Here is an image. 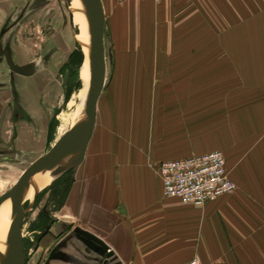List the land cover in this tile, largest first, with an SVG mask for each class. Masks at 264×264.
Returning a JSON list of instances; mask_svg holds the SVG:
<instances>
[{"label": "crops", "instance_id": "0c3cea01", "mask_svg": "<svg viewBox=\"0 0 264 264\" xmlns=\"http://www.w3.org/2000/svg\"><path fill=\"white\" fill-rule=\"evenodd\" d=\"M102 3L109 80L64 200L46 228L32 229L40 239L31 237L30 264H99L76 226L104 239L121 264L193 256L264 264V0ZM6 47L30 74L9 66ZM75 48L60 0H0V151L18 116L16 97L27 114L46 116L53 79ZM21 119L15 139L35 143ZM214 149L226 156L233 191L202 204L164 194L160 161Z\"/></svg>", "mask_w": 264, "mask_h": 264}, {"label": "water", "instance_id": "95a60500", "mask_svg": "<svg viewBox=\"0 0 264 264\" xmlns=\"http://www.w3.org/2000/svg\"><path fill=\"white\" fill-rule=\"evenodd\" d=\"M72 0H65L70 12V22L79 44L83 47V42L77 37V28L74 22V11L71 8ZM85 9L83 10L89 26V57L91 61V80L84 100L83 119L73 123L70 128L60 136L51 147L28 169L21 179L7 192L0 196V205L10 199L14 209V230L17 238L19 254L15 264H26V254L23 241L22 224L24 220L25 208H23V195L35 185L34 177L39 172H49L59 175L70 169L77 167L85 158L88 143L93 134L99 95L105 85L106 79V46H105V11L102 0H83ZM83 49V48H82ZM84 59H85V51ZM5 58L9 66L20 73L30 74L32 70L16 63L12 57L9 47L4 49ZM80 134L77 140L72 137ZM37 196V195H36ZM35 199V198H34ZM47 208L44 207V210ZM54 209V208H52ZM74 232L79 235L86 245L102 256L99 264H121L116 259L114 252L109 249V245L104 239L92 231L76 226ZM0 264H12L11 260L0 249Z\"/></svg>", "mask_w": 264, "mask_h": 264}, {"label": "rangeland", "instance_id": "374dc122", "mask_svg": "<svg viewBox=\"0 0 264 264\" xmlns=\"http://www.w3.org/2000/svg\"><path fill=\"white\" fill-rule=\"evenodd\" d=\"M60 5L64 15L68 18V25L71 27V37L76 47L75 49H77V55H75L76 57L73 62L61 63L60 71L53 79V83L57 87L55 104L52 109L47 111L46 116L41 115L42 120L27 114L25 110L23 111L22 103H20V99L16 97L15 110L13 109V111L14 114L17 111L18 116L17 114L14 116L15 122H12L14 126L10 123L11 126L9 128L11 130L8 138L9 140L6 142V146L4 144L3 151H0L1 192L8 190L16 182L24 168L39 154L46 152L51 145L70 128L74 122L73 112L79 102L78 96L81 93H85L86 90V88L81 87L82 83L80 80V69L82 67V61L84 60L82 52L83 47L79 44L74 30L72 26H70V12L66 6L65 0H60ZM107 37V33L105 32L106 58L109 57ZM50 80L51 78H48V82H50ZM108 80L109 77L108 74H106L105 84L108 83ZM44 82H47V80L44 79ZM80 110L81 109L78 108L79 112ZM19 119H21L22 124H24L22 126L23 131L25 126H27V128H29L28 131L31 132L30 134L34 135L33 133H35L37 135V141L35 143L27 141L29 136H24V138L20 140L15 139L17 132H19L21 128L19 122H17ZM42 121L43 124H41ZM70 175L71 172L67 171L46 184L35 197L34 200L36 203L32 202V204H29L30 200L23 201V208H25L27 211L26 213H28L22 225L26 264H30V249L35 246L36 237L32 229L36 224L42 225L44 221L46 222L49 219L46 214L51 215L52 218L55 216V210H57L58 205L64 197L63 191L70 181ZM47 194H49L48 201H44ZM43 201L44 203H42ZM44 207L47 209L44 210ZM34 219H37V221L35 222ZM31 237L35 239L31 240ZM39 239H36V242H38Z\"/></svg>", "mask_w": 264, "mask_h": 264}, {"label": "built area", "instance_id": "2783aa9c", "mask_svg": "<svg viewBox=\"0 0 264 264\" xmlns=\"http://www.w3.org/2000/svg\"><path fill=\"white\" fill-rule=\"evenodd\" d=\"M157 171L163 182L164 194L178 197L185 203L202 204L237 187L221 149L162 160L157 164ZM177 264L202 262L199 256H193Z\"/></svg>", "mask_w": 264, "mask_h": 264}, {"label": "bare ground", "instance_id": "6f19581e", "mask_svg": "<svg viewBox=\"0 0 264 264\" xmlns=\"http://www.w3.org/2000/svg\"><path fill=\"white\" fill-rule=\"evenodd\" d=\"M71 8L74 11V22L77 28V37L83 42V49L85 51V59L82 61L80 69V80L83 88H86L85 93L78 96L79 102L73 112V123L83 119L84 100L91 80V61L89 57V26L87 18L83 12L85 9L83 0H72ZM80 108V112L78 111ZM72 123V124H73ZM80 134L72 137V140H77ZM57 174L49 172H39L35 175V185H32L23 195L24 200L32 201L38 192L50 181L54 180ZM0 249L11 260L12 264L16 263L17 255L19 254V247L17 246V238L14 230V209L10 199L5 200L0 205Z\"/></svg>", "mask_w": 264, "mask_h": 264}, {"label": "trees", "instance_id": "16d2710c", "mask_svg": "<svg viewBox=\"0 0 264 264\" xmlns=\"http://www.w3.org/2000/svg\"><path fill=\"white\" fill-rule=\"evenodd\" d=\"M63 176H64V175H63ZM69 184H70V183L68 182L67 185H66V188H65L64 191H63V196H64V197H63V200H64V198H65V196H66V192H67V188H68ZM63 200H62V201H63ZM62 201H61V202H62ZM43 213H44V212H43ZM43 213H42V214H43ZM46 216H47V214H46ZM47 217H48V216H47ZM49 219H50V217H49ZM49 219H48V220H49ZM42 224H44L43 226H44V228H46L47 223H44V222H43Z\"/></svg>", "mask_w": 264, "mask_h": 264}]
</instances>
